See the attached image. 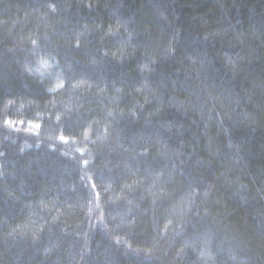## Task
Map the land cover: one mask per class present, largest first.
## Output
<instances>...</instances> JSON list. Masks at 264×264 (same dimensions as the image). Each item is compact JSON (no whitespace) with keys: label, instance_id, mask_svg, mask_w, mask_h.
<instances>
[{"label":"trees","instance_id":"obj_1","mask_svg":"<svg viewBox=\"0 0 264 264\" xmlns=\"http://www.w3.org/2000/svg\"><path fill=\"white\" fill-rule=\"evenodd\" d=\"M0 264H264V0H0Z\"/></svg>","mask_w":264,"mask_h":264},{"label":"rangeland","instance_id":"obj_2","mask_svg":"<svg viewBox=\"0 0 264 264\" xmlns=\"http://www.w3.org/2000/svg\"><path fill=\"white\" fill-rule=\"evenodd\" d=\"M51 66H52V63H50L48 61H40L38 71L39 72H45L46 70L51 68Z\"/></svg>","mask_w":264,"mask_h":264},{"label":"snow or ice","instance_id":"obj_3","mask_svg":"<svg viewBox=\"0 0 264 264\" xmlns=\"http://www.w3.org/2000/svg\"><path fill=\"white\" fill-rule=\"evenodd\" d=\"M33 43H35V41H33ZM6 123L11 124L12 121L9 120V121H6ZM35 127L39 128L40 125H35ZM85 135H87V133H86ZM59 139H60L61 141H63V142H67V138H66L65 136H63V135H61V136L59 137ZM78 151H82V150L78 149ZM84 163L87 164V161L85 160ZM205 195H207V193H205Z\"/></svg>","mask_w":264,"mask_h":264}]
</instances>
